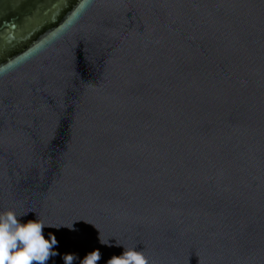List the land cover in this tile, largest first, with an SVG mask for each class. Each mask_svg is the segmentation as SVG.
Listing matches in <instances>:
<instances>
[{
  "label": "water",
  "instance_id": "obj_1",
  "mask_svg": "<svg viewBox=\"0 0 264 264\" xmlns=\"http://www.w3.org/2000/svg\"><path fill=\"white\" fill-rule=\"evenodd\" d=\"M8 209L47 264H264V0H0Z\"/></svg>",
  "mask_w": 264,
  "mask_h": 264
},
{
  "label": "clouds",
  "instance_id": "obj_2",
  "mask_svg": "<svg viewBox=\"0 0 264 264\" xmlns=\"http://www.w3.org/2000/svg\"><path fill=\"white\" fill-rule=\"evenodd\" d=\"M18 215L14 210L8 209L0 212V264H47L50 257L61 255L54 247L58 245L55 234L49 233L45 237L43 229L60 226L44 223L38 216L36 219L24 220L29 212ZM73 227V226H72ZM71 227V228H72ZM101 243L109 244L100 238ZM119 255L111 256L106 264H152L150 258L142 248L138 246L125 247ZM62 258L65 264H73L74 260H79V264H97L101 259L99 249L88 252L83 259L76 253H64Z\"/></svg>",
  "mask_w": 264,
  "mask_h": 264
}]
</instances>
